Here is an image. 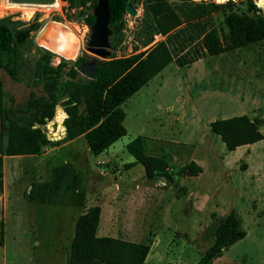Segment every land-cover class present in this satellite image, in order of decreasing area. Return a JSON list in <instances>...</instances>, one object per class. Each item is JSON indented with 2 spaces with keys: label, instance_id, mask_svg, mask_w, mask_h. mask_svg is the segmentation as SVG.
Listing matches in <instances>:
<instances>
[{
  "label": "rangeland",
  "instance_id": "obj_1",
  "mask_svg": "<svg viewBox=\"0 0 264 264\" xmlns=\"http://www.w3.org/2000/svg\"><path fill=\"white\" fill-rule=\"evenodd\" d=\"M142 1H130L138 14L132 18L125 12L121 33L109 37L108 56L136 53L163 38L154 36L146 47L138 41ZM8 3L34 9L21 19L22 9L0 7L12 33L30 28L23 58H37L41 43L56 48L59 33L69 31L77 38V44L69 41V50L73 52L76 44L80 54H91L86 6L70 8L66 0H60L59 8L54 0ZM58 58L64 57L54 53L52 64ZM0 76L16 102H24L31 88L37 90L30 85L32 76L22 72L18 81L1 68ZM148 84L120 105L127 132L100 155L87 151L83 137L73 147L61 143L45 146L40 154L3 156L0 264H67L75 221L96 204L101 208L98 235L148 244L147 264H196L213 243L216 227L235 211L246 235L216 264H264V40L217 56L205 55L185 66L172 61ZM158 98L162 107L156 105ZM241 114L257 122L263 139L228 151L209 124ZM136 135L148 137L146 153L168 157L167 173L177 175L173 182L164 176L156 182L146 179L143 166L134 163L125 148ZM106 159L111 161L96 162ZM65 161L83 174L84 206L62 203L63 188H51V202L28 200L30 186L52 181L54 168ZM190 162H199L201 171H182Z\"/></svg>",
  "mask_w": 264,
  "mask_h": 264
},
{
  "label": "trees",
  "instance_id": "obj_2",
  "mask_svg": "<svg viewBox=\"0 0 264 264\" xmlns=\"http://www.w3.org/2000/svg\"><path fill=\"white\" fill-rule=\"evenodd\" d=\"M66 1L70 8L86 6L84 23L87 26L93 23L97 0H87L88 5L86 0ZM130 1L109 0L110 40L121 33L126 5ZM142 5L143 17L136 36L141 46L150 45L156 35L163 38L136 53L107 56L100 60L91 79L78 70L87 59L85 52L75 61L60 58L58 66L52 64L54 52L48 49L38 48L41 52L33 61L23 58V51L29 49L30 28L12 33L0 19V68L14 81L19 80V72L32 76L30 85L37 87V90L30 89L24 102H16L5 90L0 76V194L4 155L40 154L47 145L56 146L79 136L84 137L91 153L99 155L127 132L126 114L120 105L172 61L185 66L205 55L217 56L264 40V11L254 0H228L223 5L211 0H200V3H194V0H143ZM217 20H221L220 24ZM57 104L71 118L64 120L66 135L64 131L62 138L50 140L42 127L53 118ZM209 126L228 151L263 139L257 122L246 114L215 119ZM146 142V136L136 135L125 148L134 157V163L143 166L147 180L156 182L158 177L168 176L173 182L172 175L167 173L168 157L146 153ZM187 169L191 174L201 171L195 162L187 164L182 171ZM54 171L52 181L30 186L28 200L51 202V188L54 191L63 188L65 199L62 203L84 206L82 172L69 161L55 167ZM100 215L101 208L97 204L88 206L78 215L67 264H147L148 244L98 235ZM245 235L235 211L229 212L216 227L213 243L201 253L196 264H212Z\"/></svg>",
  "mask_w": 264,
  "mask_h": 264
},
{
  "label": "water",
  "instance_id": "obj_3",
  "mask_svg": "<svg viewBox=\"0 0 264 264\" xmlns=\"http://www.w3.org/2000/svg\"><path fill=\"white\" fill-rule=\"evenodd\" d=\"M125 11L128 12L132 18H135L138 14V11L130 3L126 5ZM93 15L94 21L89 26L90 36L87 40V50L91 54L87 56L86 61L78 68L79 72L83 76L90 79L95 76L96 68L100 60L105 59L109 55V36L111 34V30L109 28V0H97L93 9ZM58 108L62 109L60 104H57L55 107V109ZM176 176L172 175L173 179H175ZM164 178L168 182L171 181L168 176H165Z\"/></svg>",
  "mask_w": 264,
  "mask_h": 264
},
{
  "label": "clouds",
  "instance_id": "obj_4",
  "mask_svg": "<svg viewBox=\"0 0 264 264\" xmlns=\"http://www.w3.org/2000/svg\"><path fill=\"white\" fill-rule=\"evenodd\" d=\"M228 2V0H215V3L218 5H223L226 4ZM235 2V0H234ZM194 3H200V0H194ZM255 3L257 5V7L264 9V0H255ZM54 6L59 8L60 7V0H55ZM0 7H6L8 9H22V6L20 4H15V3H7L5 2V0H0ZM34 12V9H22V16L21 19H26L28 16L31 15V13ZM5 13L3 11H0V19H3ZM59 23V22H57ZM88 29L85 28V32H87ZM58 46L54 49L49 48V46L47 44L41 43V47L48 49L49 51L54 52L58 57L63 56L65 59H70L72 61H75L77 59V57L80 54V49L76 48L72 54L70 55H66L67 50L69 49V41H71L72 43L77 42V38L75 37V35L69 31L67 34L61 32L59 33L58 36ZM60 59L58 58L56 60V63L54 66H58L60 63ZM71 117L68 115L67 112L63 111V110H59L57 113V119L59 121L62 122V120L65 119H70ZM65 131V135H66V128L64 129Z\"/></svg>",
  "mask_w": 264,
  "mask_h": 264
},
{
  "label": "crops",
  "instance_id": "obj_5",
  "mask_svg": "<svg viewBox=\"0 0 264 264\" xmlns=\"http://www.w3.org/2000/svg\"><path fill=\"white\" fill-rule=\"evenodd\" d=\"M152 79H154V77L152 78ZM151 79V80H152ZM150 80V81H151ZM149 81V82H150ZM148 82V83H149ZM146 84V85H149V84ZM145 85V86H146ZM159 99V98H158ZM156 105L158 106V107H162L163 106V103H162V101H160V99H159V101L156 103ZM151 119V118H150ZM170 134H174L173 132H171ZM144 136V135H143ZM147 137V136H146ZM155 140H156V138H154ZM83 140V136H79V137H76V138H74V139H71V140H69V141H66V142H63L61 145L62 146H67V147H73L76 143H79V142H81ZM147 141H148V137H147ZM261 141V140H260ZM259 142V141H258ZM85 143H86V141H85ZM257 142H255V143H252V144H246V145H253V144H256ZM85 145H87V144H85ZM240 147V146H239ZM238 147V148H239ZM86 149H87V151L88 152H90V150H89V148L86 146ZM108 150V149H107ZM107 150H105L104 152H106ZM72 151H74V150H72ZM102 154V153H101ZM100 155V154H99ZM103 161H105L106 163H109L111 160L110 159H106V160H97L96 162L97 163H100V162H103ZM197 163V165L198 166H200V163L199 162H196ZM201 167V166H200ZM102 172H106L105 170H103ZM143 173H144V168H143ZM100 218H101V215H100ZM99 229V228H98ZM240 241V240H239ZM239 241H237V242H235L234 244H232L228 249H231V248H233L234 246H235V244H237ZM226 252V250H224L223 251V253H222V255H220L219 257H217V258H215L213 261H212V264H216V262L219 260V259H221V258H223V257H225V255H224V253Z\"/></svg>",
  "mask_w": 264,
  "mask_h": 264
},
{
  "label": "built area",
  "instance_id": "obj_6",
  "mask_svg": "<svg viewBox=\"0 0 264 264\" xmlns=\"http://www.w3.org/2000/svg\"><path fill=\"white\" fill-rule=\"evenodd\" d=\"M9 0H5V2L8 3ZM55 1V0H54ZM60 110H63L60 109ZM59 110L56 109L55 111V114L53 116V118L51 120H48L47 123L44 125L45 129L47 130V137L52 140V139H56V138H62L63 135H64V129H65V126H64V120L59 121L57 119V113H58ZM64 111V110H63ZM46 132V131H45ZM48 133H51L53 136L50 137Z\"/></svg>",
  "mask_w": 264,
  "mask_h": 264
},
{
  "label": "bare ground",
  "instance_id": "obj_7",
  "mask_svg": "<svg viewBox=\"0 0 264 264\" xmlns=\"http://www.w3.org/2000/svg\"><path fill=\"white\" fill-rule=\"evenodd\" d=\"M53 23H55V24H58V23H56V22H53ZM58 43H59V41H58ZM58 43H57V46H58ZM76 43V42H75ZM45 44V43H44ZM73 44V43H72ZM72 44H70V45H72ZM77 44V43H76ZM76 44H74L73 46H72V49H73V51L77 48V45ZM56 46V47H57ZM71 49V48H70ZM70 53L72 54V52L68 49L67 50V52H66V54H69L70 55Z\"/></svg>",
  "mask_w": 264,
  "mask_h": 264
}]
</instances>
